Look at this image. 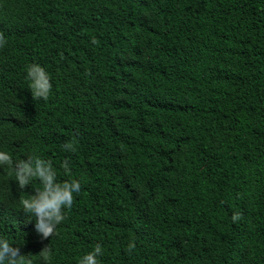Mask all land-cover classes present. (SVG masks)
<instances>
[{"label": "trees", "instance_id": "obj_1", "mask_svg": "<svg viewBox=\"0 0 264 264\" xmlns=\"http://www.w3.org/2000/svg\"><path fill=\"white\" fill-rule=\"evenodd\" d=\"M0 39V151L81 185L41 240L21 204L39 181L0 166L26 260L264 264V0H0Z\"/></svg>", "mask_w": 264, "mask_h": 264}, {"label": "clouds", "instance_id": "obj_2", "mask_svg": "<svg viewBox=\"0 0 264 264\" xmlns=\"http://www.w3.org/2000/svg\"><path fill=\"white\" fill-rule=\"evenodd\" d=\"M0 43H3L2 39ZM26 72L33 95L46 99L52 87L48 73L41 65L35 63L30 64ZM64 147L71 149L73 145L66 144ZM5 164L12 169L21 188L29 185L34 178L39 181L40 187L23 198L21 204L23 209L35 218L34 227L39 238L41 240L49 238L56 226L64 219L63 209L71 206L73 193L80 191V182L58 181L57 173L51 163L38 156H30L14 163L8 152L0 151V166ZM231 219L233 222L237 221L239 213L234 212ZM134 246L133 242L128 245L130 249ZM101 254V246L96 245L79 258L77 264H98V257ZM42 255L47 259L50 251L45 250ZM0 264H31V261L26 260L20 248L13 246L7 237L0 236Z\"/></svg>", "mask_w": 264, "mask_h": 264}]
</instances>
